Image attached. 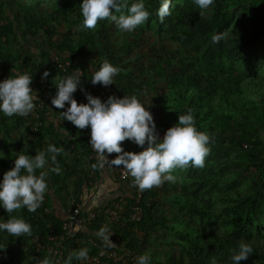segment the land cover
<instances>
[{
  "label": "trees",
  "instance_id": "obj_1",
  "mask_svg": "<svg viewBox=\"0 0 264 264\" xmlns=\"http://www.w3.org/2000/svg\"><path fill=\"white\" fill-rule=\"evenodd\" d=\"M82 2L0 0L2 21H8L0 25V36L6 39L0 44L4 72L15 78L17 69L26 70L54 98L58 83L79 70L83 73L77 88L80 94H73L78 104L88 103L81 91L102 103L109 96L134 95L151 112L160 141V135L178 123V115L191 109L197 129L214 134L215 140L209 144L204 167L176 169L175 183L141 192L129 177L131 192L142 194L143 216L131 219L129 210L136 202L129 200L122 216L108 228L114 244L108 248L97 236L104 219L82 222L81 231L75 234L64 229L65 220L59 214L72 213L71 197H79L84 183L93 186L82 162L90 161V131L60 119L44 130L50 142L43 139V131L36 141L16 144L8 131L10 119L2 114L0 182L19 153L35 156L49 144L63 147L64 152L57 156L60 174L49 171L46 177L57 210L49 198L34 213L26 208L7 213L0 206V222L22 218L32 228L31 236L20 237L0 230V264H29L28 254L35 261L46 258L44 252H37L35 240L48 244L52 230L65 237L59 249H72L71 264H82L74 255L78 250L96 255L100 247L136 261L148 254L150 264H235L232 256L240 241L253 248L240 264H264V76L259 77L264 70V0H214L208 15L194 0H173L172 14L163 24L157 15L162 0H143L150 16L132 32L118 30L107 19L99 21L95 29H84ZM134 2L137 0H128L129 6ZM225 31L227 38L213 44L212 35ZM59 33L63 38L56 37ZM144 36L148 39L141 41ZM153 37L157 39L154 43ZM105 60L121 69L108 93L90 81L91 66L99 70ZM152 70L156 77L151 76ZM45 71L49 76L42 79ZM149 96L156 102L147 101ZM68 107L66 103L57 111ZM23 118L12 116L11 120L21 127ZM62 131L71 135L66 137ZM79 147L84 152L81 160L76 152ZM122 148L138 154L147 144L141 148L125 140ZM65 153L76 161L73 168L63 164ZM253 167L255 173L244 185L242 179ZM89 239L98 242L99 248Z\"/></svg>",
  "mask_w": 264,
  "mask_h": 264
},
{
  "label": "clouds",
  "instance_id": "obj_2",
  "mask_svg": "<svg viewBox=\"0 0 264 264\" xmlns=\"http://www.w3.org/2000/svg\"><path fill=\"white\" fill-rule=\"evenodd\" d=\"M194 2L201 10H206L213 4L214 0H194ZM172 3L173 0H162L157 11L161 24L164 23L166 17L172 14L170 11ZM80 8L84 29H95L99 21L107 19L113 22L118 30L132 32L150 16L143 0H137L130 6L128 0H83ZM199 14L202 15L203 12ZM2 15L3 12L0 11L1 26L8 23V21H2ZM62 34L59 33L56 37L61 39V37L63 38ZM227 36L226 31L213 34L212 43H219ZM5 41L6 39L0 36V44H4ZM61 68L65 70L64 66ZM77 71L74 72L75 76H68L58 83L56 86L57 94L53 98L47 88L36 85L26 70L19 71L17 69L15 74H19H16L15 78L6 74L3 59L0 57V118L2 114L7 117H24L25 125L28 127L24 144L38 140L40 133L48 130L47 117L52 118V115L57 117V114L62 120L71 122L76 128L90 131V156L88 159L91 161L97 156L98 161L91 167L95 170L97 167L103 168L105 166L120 188L128 187L127 192L125 189H121L123 196L133 194L129 181L123 183L115 179L111 172L112 166L119 168L122 166L126 174L133 178V186L138 187L141 192L153 187H160L165 182L175 183L177 177L173 175V172L178 168L186 169L189 165L196 168L204 167L205 158L211 151L209 144L214 143L215 137L214 134L210 136L209 133L197 129L191 109L186 114L178 115V123L169 128L160 141L156 134V125L151 112L146 110V107L134 95L131 97L125 95L123 98L113 95L102 103L99 98H94L89 94L86 95L87 104H78L73 99V93L77 91L83 73L78 76ZM91 71V84L109 86L110 89V85L113 84V77L119 74L121 69L105 60L99 70L92 69L91 66ZM3 76H6L5 80H2ZM48 76L49 72L45 71L42 79H47ZM40 82L38 80L37 84ZM45 91H47L51 101H44V111L37 119L39 112L36 110V104L38 101H43L41 96ZM66 103L70 105L66 111L61 113L59 110L57 111V109H64ZM37 121H41L42 125L38 131L33 132L32 129ZM56 122L52 123L55 124ZM45 131L43 139L50 142L51 137ZM125 140L132 141L141 148L147 144V148L138 154L125 152L122 148ZM63 152V147L49 144L45 150L38 152L35 156L19 153L14 161V167L3 175V180L0 182V206H3L7 213H13L21 208H26L28 212L34 213L43 203L44 197L46 200L49 198L52 203L55 202V193L48 190L46 177L49 171L60 174L61 168L57 162V156ZM46 166H48L47 171L44 170ZM38 170L40 171L37 175ZM87 172L89 173V183L90 181L93 182V186H87L84 183L86 180L83 181L85 191L81 186L79 197L76 199L71 197L73 207L74 202H79L85 209L84 194L86 192L91 193L93 191L91 189L95 188V172L92 170H87ZM69 195H72L71 192ZM123 196L109 198L95 207L100 208L109 200H119ZM54 204L57 210V203ZM123 210H126L125 207L120 210V217ZM59 214L61 215L60 212ZM71 214L66 215L63 212L62 217L65 222ZM81 227L77 228L76 231H81ZM0 230L16 237L32 235L31 225L24 219L16 217H12L6 222H0ZM110 234L111 232L107 227H101L97 233L98 238L103 240L108 248L114 247L110 240ZM252 253L253 248L244 241H240L238 250H234L232 260L235 264H240L241 261L247 260ZM74 255L77 260H86L88 250L80 249ZM72 259L73 256L70 255L66 264H71ZM37 264H51V262L48 258H44L38 260ZM136 264H150V256L148 254L139 256Z\"/></svg>",
  "mask_w": 264,
  "mask_h": 264
},
{
  "label": "built area",
  "instance_id": "obj_3",
  "mask_svg": "<svg viewBox=\"0 0 264 264\" xmlns=\"http://www.w3.org/2000/svg\"><path fill=\"white\" fill-rule=\"evenodd\" d=\"M78 76L82 75V71L76 72ZM17 75L19 73H16ZM6 76H3L2 80H5ZM103 90L108 93L109 86L105 87L102 85ZM42 102L38 101L36 104V110L38 113L37 119L41 116V113L44 111V101L47 102L51 101L50 98H48L47 91L43 92ZM42 125L41 121H37L35 123L34 128L32 129L33 132L38 131L39 127ZM93 152H95L93 150ZM96 153V152H95ZM111 172L115 179L126 183L128 181L129 175L126 174V172L123 170L122 166L111 167ZM141 193H138L136 195H125L121 197L119 200H109L108 202L104 203L100 208L99 207H92L91 209L85 211L83 206L79 202H74V208L72 211V214L69 216V218L66 220L64 224V229L68 231V233H78L79 231H76L77 228H80L82 226V222L95 220L96 218H102L104 219L103 227L109 228L113 223H116L119 220V217L121 215V209L126 207L128 205V201L132 200L135 201L136 204L131 209V219L132 220H140L142 218V209L139 205V202L141 200ZM47 202L46 198L44 197V201ZM87 212V213H86ZM65 241L64 236L55 235L54 231H51V235L48 236V244H45L43 242H39V240H35V244L37 247V252H44L46 255V258H48L51 262V264H66L68 261V257L70 256V253L72 252V249L69 251L67 249H59L62 247V243ZM102 241V240H101ZM59 242L56 244V246H53V243ZM89 242L92 243L95 247L99 248V243H93L92 239H89ZM103 253V254H102ZM32 256V262L31 264H37V261L34 260L33 255ZM103 261H108L113 264H135L136 258L135 257H129L120 255L117 253L116 250L107 249L100 247L98 249V253L96 255H88V258L86 260H80V263L82 264H101Z\"/></svg>",
  "mask_w": 264,
  "mask_h": 264
},
{
  "label": "crops",
  "instance_id": "obj_4",
  "mask_svg": "<svg viewBox=\"0 0 264 264\" xmlns=\"http://www.w3.org/2000/svg\"><path fill=\"white\" fill-rule=\"evenodd\" d=\"M4 117H7V116H4ZM2 118H3V115L1 116V119ZM9 119H10V121H9L8 131H9L10 136L12 137V139L15 140L16 144H24L25 135L27 133L28 127L26 125H22L21 127H19L15 124V122L13 120H11V117H9ZM47 119H48V124H50V123L56 122V121L58 123V121L62 118L60 117L59 114H57V117H54L52 115V118L47 117ZM62 132L65 134L66 137L67 136L69 137L71 135V134L65 133L64 131H62ZM0 136H1V132H0ZM0 139H1V137H0ZM76 152H78V154L80 155L79 159L81 160L82 154H84V153L82 152L80 147L78 148V150ZM62 157L64 159L63 164L65 165V167L68 166V167L73 168L74 165L77 164L76 161L71 158V155H69L67 153H65V155ZM84 161L85 160L82 159L84 169L86 171L92 170L95 172V175H96V181L94 182L95 188L91 189V190H93L91 193L86 192L84 194L85 211L91 209L92 207L100 205L102 201H105L109 198H116V196H120V194H122V192H123V191H121L122 188H120L119 184L112 179V177L108 173L105 166L103 168L97 167L95 170H93V168L91 167L90 161L87 162L86 165H85ZM91 161L94 162L95 164L98 163L97 156ZM80 170H82V168H80ZM124 189L127 192L128 187L126 186L122 190H124ZM83 190L85 191V186H83Z\"/></svg>",
  "mask_w": 264,
  "mask_h": 264
},
{
  "label": "rangeland",
  "instance_id": "obj_5",
  "mask_svg": "<svg viewBox=\"0 0 264 264\" xmlns=\"http://www.w3.org/2000/svg\"><path fill=\"white\" fill-rule=\"evenodd\" d=\"M211 8H212V6H210L208 9L205 10L206 15H208V14L210 13ZM144 39H148V37H147V36H144V37L141 39V41H143ZM150 39H151V38H150ZM151 40H153V43H154V42H156L157 39L153 37V39H151ZM144 50H146V46L144 47ZM262 68H264V66H262L261 69H262ZM260 75H261V76H259V77H263V76H264V70L261 72ZM151 76H152V77H156V76H157L154 70L151 71ZM53 77L56 78V75L53 74ZM161 84L165 85L163 82H161ZM73 94H80V91H79V92L76 91V92H74ZM81 95H83V97H86L87 92H85V91H81ZM149 100H153L154 103L156 102L155 98L153 99V97H151V96L148 97V100H147V101H149ZM160 137L163 138L164 135H160ZM253 173H255V168H254V167L251 168V169L249 170L248 175H246L245 178L242 179V183H243L244 185L250 183L251 180H249V178L253 177V175H252ZM120 196H123V193L120 194ZM61 215H63V212H61ZM26 262L29 263V264H31V262H32V256H31V254H28V259L26 260Z\"/></svg>",
  "mask_w": 264,
  "mask_h": 264
}]
</instances>
